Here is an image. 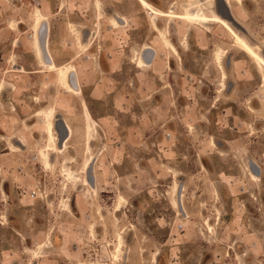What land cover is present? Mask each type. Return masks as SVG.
Returning <instances> with one entry per match:
<instances>
[{
    "label": "rangeland",
    "instance_id": "1",
    "mask_svg": "<svg viewBox=\"0 0 264 264\" xmlns=\"http://www.w3.org/2000/svg\"><path fill=\"white\" fill-rule=\"evenodd\" d=\"M147 1L211 15L206 0ZM229 1L264 57V0ZM36 16L47 19L55 65L77 69L80 92L38 67ZM152 16L138 0H0V264H264V87L254 64L219 24ZM147 44L150 65L139 67ZM48 109L71 130L55 154L38 116ZM92 156L95 191L84 182ZM177 185L187 216L173 209ZM119 244L126 263L112 258Z\"/></svg>",
    "mask_w": 264,
    "mask_h": 264
},
{
    "label": "bare ground",
    "instance_id": "2",
    "mask_svg": "<svg viewBox=\"0 0 264 264\" xmlns=\"http://www.w3.org/2000/svg\"><path fill=\"white\" fill-rule=\"evenodd\" d=\"M140 1L141 5H143L145 8L149 9L151 11V14L154 15L153 18H156V19H166L167 22L170 24L172 21H174L175 19L177 20H181V21H185V22H188L190 24H203V25H207V24H219L221 25L223 28H225L229 33L230 35L232 36V39H233V42H234V45L235 47H237L244 55H246L250 61H252V63L257 67L258 69V72L261 74V83H262V87H264V57L262 56L261 52L259 49H257L255 46H252L251 44H249V42L242 36H240L223 18L221 17L220 15H218L217 13H213V15H210V16H207L206 14H204L203 12H197L195 13L193 8H194V5H196L197 3H191L189 6H186L183 10L182 13H176L174 10H175V5H172L170 7V9L165 12L163 10H160V9H157L155 8L154 6H152L150 3H148L146 0H138ZM193 2V0H191ZM98 2V1H97ZM221 2L223 3L224 1L223 0H220V4ZM190 3V1L188 2ZM228 3V2H227ZM238 3H242L241 1H238ZM177 4V3H176ZM178 5V4H177ZM198 5V4H197ZM242 5V4H241ZM240 5V6H241ZM220 6V5H219ZM227 8H229V6H232L231 3L229 2L228 5H226ZM181 7V6H180ZM199 7V5H198ZM99 8V7H98ZM196 8V7H195ZM194 8V9H195ZM201 8V7H200ZM218 8V7H217ZM232 8V7H231ZM201 10V9H200ZM219 10V9H218ZM225 10V9H224ZM182 11V10H181ZM204 11V10H203ZM99 13V12H98ZM228 14V13H227ZM102 17V16H101ZM100 17V19H101ZM150 17V16H149ZM120 19V18H119ZM118 20V19H117ZM154 20V19H153ZM151 20V22L153 21ZM47 21V19H46ZM45 21V22H46ZM111 21V20H110ZM120 20H118L117 22H115V20H113V24L115 25V27H120V23H119ZM122 21V20H121ZM43 22V19L42 17L40 16H36L35 18V26H34V31L37 32L38 29H39V40H40V45L36 47V56L38 58V60L40 61V64L46 68H48L50 71H53L56 73L55 75V81L56 83L61 86L63 88V90H66L68 93H72V94H76L78 92H80L78 89V84H77V87H74L72 82H73V78L72 76H74V80L76 81L77 83V80H76V70L74 69L73 66H69V65H66V66H63V67H57L55 65V62L53 60V58L51 57V54L50 52H48V50L46 49V38H47V27H46V24L44 22V24L42 23ZM123 22V21H122ZM154 23V21L152 22V24ZM42 24V25H41ZM123 24V23H122ZM41 25V27H40ZM168 25V24H167ZM154 26V30L157 31L158 30V27L157 25H153ZM152 26V27H153ZM40 27V28H39ZM71 27V25H70ZM114 27V28H115ZM237 27V26H236ZM11 28V27H10ZM46 30V36H45V39L42 40V31L43 30ZM71 29V28H70ZM153 29V28H152ZM159 32V31H158ZM157 33V32H156ZM75 34V33H74ZM76 34H77V37L79 38V35L76 31ZM92 35V33H91ZM160 37L161 39L163 40L164 42V45L165 47H167L174 55L173 57H177L179 59V52L177 51L176 47L174 45H172L170 43V41L167 39L166 37V34H164L162 32V30L160 31ZM38 36V35H37ZM77 38V40H78ZM157 39V37H156ZM80 40V38H79ZM185 44V43H184ZM81 47V46H80ZM88 46H85L83 47L84 49L87 48ZM82 49V48H81ZM147 50V49H146ZM144 50V53L145 51ZM152 50V49H151ZM148 49V51H151ZM48 53V54H47ZM224 53L225 51L222 50V49H217L214 53V59H215V63L217 64V66L221 69V71L223 72V75H222V79H226V74L223 70V56H224ZM144 60H145V63L141 60V59H137V62H138V65L139 67H146V65L149 63V61L146 59L145 57V54H143V57H142ZM40 66V65H39ZM43 72V71H42ZM71 74V79L69 80L68 79V75ZM224 81V80H223ZM224 83H222L223 85ZM224 86V85H223ZM222 86V87H223ZM1 88V86H0ZM264 89V88H263ZM86 112V111H85ZM38 116H41V117H44L43 119H45V133H46V138H47V146H46V150L48 152H52V154H55L56 152H62L64 149H65V142L67 141V139L69 138L70 134H71V130L69 128L68 125H66L65 123V120L63 118V116L57 114L54 110L52 109H48L47 111H39L38 112ZM86 118H89L87 116H85ZM84 117V118H85ZM57 118H61V120L64 122V125L66 127V130H67V136L64 140L60 141L57 134H56V131H55V127H56V124H57V121L58 119ZM87 120V119H86ZM90 121V120H89ZM88 120H87V122ZM87 124V125H88ZM85 125V124H83ZM94 126V132L96 133V124H93ZM89 127L87 128V130H89ZM92 130V129H90ZM85 131V130H84ZM88 133L89 131H87V138H88ZM86 137V136H85ZM92 140V139H91ZM16 146H14L15 148L19 149L21 151V149L25 148V145L23 144V141L16 138ZM12 145V144H11ZM86 149H87V146L89 145L88 142H86ZM12 152H16L14 151L13 149L11 150ZM43 151V150H42ZM42 151L40 153H42ZM45 151V150H44ZM91 151V150H90ZM89 153V152H87ZM42 159L45 161V167H47L48 165H50V163H48V155L46 154V152H43L42 154ZM40 155V156H41ZM94 158L93 156L90 158V159H86V162L84 164L85 168H84V173L86 175L87 171L91 168V166L93 165L94 163ZM43 164V165H44ZM47 165V166H46ZM49 167V166H48ZM47 167V168H48ZM255 168V166H253ZM257 168V166H256ZM64 171V170H63ZM66 174V173H65ZM251 175L250 178L253 179V180H257L256 178H258V176H256L253 172V170H251ZM72 176L70 174H68L67 178H71ZM75 177V176H74ZM73 179V178H71ZM80 179V178H78ZM77 179V180H78ZM76 180V179H75ZM76 180V181H77ZM84 182L85 184L92 190V191H95L96 190V180H95V176H94V185L91 186L87 177L85 176L84 177ZM173 189V188H172ZM176 189V188H174ZM173 191V190H172ZM181 187H178L177 188V207L180 211L181 214L184 215V211H183V208H182V205H181ZM172 193V192H171ZM123 200V199H121ZM174 201V200H173ZM175 203V202H174ZM208 228H210L208 226ZM120 235V234H119ZM121 239V238H120ZM120 239H118L120 241ZM121 244V243H120ZM120 244L117 246L116 248V253L113 254L112 258H114V262L117 261L120 259V260H123L125 263L129 260V251L128 249L125 247V244H124V248H123V251H122V254L120 256V253H121V250H120ZM114 248V249H115ZM127 255V256H126ZM115 264V263H114Z\"/></svg>",
    "mask_w": 264,
    "mask_h": 264
},
{
    "label": "flooded vegetation",
    "instance_id": "3",
    "mask_svg": "<svg viewBox=\"0 0 264 264\" xmlns=\"http://www.w3.org/2000/svg\"><path fill=\"white\" fill-rule=\"evenodd\" d=\"M147 1V0H146ZM208 3H209V5H211L210 6V8H211V11H210V13H211V15H213V13H217L218 15H222L224 12H226V14L228 13V18L230 19V22L228 21V20H226V19H224L234 30H236V31H238L237 29H240L241 30V32L243 33L241 36L242 37H244L248 42H249V44H251L252 46H255L257 49H259V50H261L260 49V47L259 46H257V45H255V44H253L252 42H253V40L250 38V36L249 37H247L246 35H249L248 34V32L245 30V28L239 23V19H238V17L235 15V13H234V11L232 10V6H229V8H227V6L226 5H228V3L230 2L229 0H223L224 2L222 3L221 2V4L219 3L220 2V0H206ZM215 1V2H214ZM147 2H149V1H147ZM228 2V3H227ZM150 3V2H149ZM151 4V3H150ZM242 4V3H241ZM152 5V4H151ZM220 5V6H219ZM153 6V5H152ZM155 7V6H154ZM218 7V8H217ZM156 8V7H155ZM219 9V10H218ZM225 9V10H224ZM220 15V16H221ZM222 17V16H221ZM47 18V17H46ZM115 22H117V21H115ZM16 24V23H15ZM46 24V27H47V38H46V42H48V38H49V33H50V30H49V27H48V24L47 23H45ZM17 25V24H16ZM126 25V23L125 24H123V25H121L120 24V27H124ZM237 26V27H236ZM9 28H10V25H9ZM15 28H16V26H15ZM85 30V28H82V30L80 29V30H78L77 28H76V31H77V33H78V35H79V38H80V42H81V39H82V36H83V31ZM31 32H32V50L33 51H36V47H37V45L39 46L40 45V40H39V29H38V31L37 32H35V31H32V26H31ZM228 32V31H227ZM238 32H240V31H238ZM241 32H240V34H241ZM229 33V32H228ZM38 35V36H37ZM229 35H230V33H229ZM231 36V35H230ZM77 39V38H76ZM231 39H232V36H231ZM233 40V39H232ZM90 44V42L88 41V42H86L85 44H83L82 42H81V45L83 46V47H85V46H88ZM46 45H47V43H46ZM48 46V45H47ZM80 47V46H79ZM149 48V47H148ZM146 51H148V50H146ZM50 52V51H49ZM261 53H262V51H261ZM51 54V53H50ZM144 54V53H143ZM143 54H141L140 53V55H139V58L138 59H140L141 58V56L143 57ZM263 56V55H262ZM51 57H52V55H51ZM245 57H246V59H249L246 55H245ZM53 58V57H52ZM136 59H137V57H136ZM136 59H135V65L137 64L136 63ZM34 60H35V54H34ZM54 60V59H53ZM144 60V59H143ZM144 62V61H143ZM252 62V61H251ZM144 64H146V63H144ZM37 65H38V67H40L39 65H40V61L38 60L37 61ZM64 65H66V64H64ZM149 65H150V62L146 65V66H148L149 67ZM59 66V65H58ZM74 67V66H73ZM147 67V68H148ZM254 67H255V72L257 73V75H258V80H259V83L261 84V87H262V81H261V74L258 72V69H257V67L254 65ZM74 69L76 70V77L78 76V78H79V75H78V72H77V69L74 67ZM44 72V71H43ZM68 79L70 80L71 79V74H69L68 75ZM80 83V82H79ZM81 86V85H80ZM81 88H82V86H81ZM81 94V93H80ZM251 104H252V102H251ZM80 105H81V103H80ZM82 109V108H81ZM249 110H250V108H249ZM251 111V110H250ZM65 120V119H64ZM214 143V142H213ZM212 143V144H213ZM250 164H252V166H255V169L257 170V168H256V164L254 163V162H250ZM250 176H252L251 175V169H250ZM258 179V178H257ZM175 184V182H173V185ZM177 184V183H176ZM177 188H178V185H177V187H176V192H175V196L173 197V199L175 200V204H176V208H173L174 206L172 205V200H171V206H172V208L173 209H175L176 211H177V215H182V216H187V214H186V212H185V210H184V208H183V211H184V215L183 214H181L180 213V211H179V209H178V207H177ZM182 196L183 195H181V204H182ZM183 205V204H182Z\"/></svg>",
    "mask_w": 264,
    "mask_h": 264
},
{
    "label": "water",
    "instance_id": "4",
    "mask_svg": "<svg viewBox=\"0 0 264 264\" xmlns=\"http://www.w3.org/2000/svg\"><path fill=\"white\" fill-rule=\"evenodd\" d=\"M221 16L230 22V19L228 18V14H226V12H224ZM45 32H46V30L44 29L42 31V40L45 39V34H46ZM72 78H73V82H72L73 86L77 87V83L74 80V76H72ZM57 119H58V121H57V124H56V127H55V131H56V134H57L59 140L62 141L67 136V130H66L64 122L61 120V118H57ZM250 169L253 170V172H254V174L256 176H259V171L255 170V168H253V167H251ZM92 170H93V168L91 166V168L86 173V177H87V179H88V181H89L91 186L94 185V178H93V175H92Z\"/></svg>",
    "mask_w": 264,
    "mask_h": 264
},
{
    "label": "crops",
    "instance_id": "5",
    "mask_svg": "<svg viewBox=\"0 0 264 264\" xmlns=\"http://www.w3.org/2000/svg\"><path fill=\"white\" fill-rule=\"evenodd\" d=\"M116 16V17H115ZM120 18V19H119ZM120 20L119 21V23L121 24V25H123V24H125L127 21H126V19L124 18V17H121V16H117V15H114V17H112L111 19H109V20H115V21H118V20ZM123 22H122V21ZM123 23V24H122ZM111 25V24H110ZM149 47V48H148ZM151 50L152 52L155 50V48H153L151 45H149V44H147V45H143V48L141 49V54H143L144 53V50ZM33 51V50H32ZM33 53L35 54V61L37 62L38 60H37V58H36V52L35 51H33ZM140 55V54H139ZM139 55L137 56L138 58H139ZM142 61H144V63H145V60H143V58H142V56H141V58H140ZM18 67H21V66H18ZM76 80H77V84L79 83V78H78V76L76 77ZM79 85H80V83H79ZM66 122V121H65ZM67 124V123H66ZM24 144V143H23ZM181 195H182V193H181ZM182 205V204H181ZM182 208H183V205H182Z\"/></svg>",
    "mask_w": 264,
    "mask_h": 264
}]
</instances>
